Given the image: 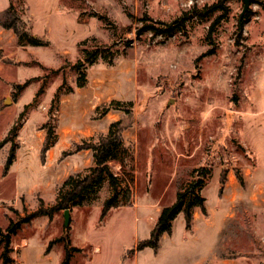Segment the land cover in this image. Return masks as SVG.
Segmentation results:
<instances>
[{
  "label": "rangeland",
  "instance_id": "374dc122",
  "mask_svg": "<svg viewBox=\"0 0 264 264\" xmlns=\"http://www.w3.org/2000/svg\"><path fill=\"white\" fill-rule=\"evenodd\" d=\"M215 1L0 0V17L11 6L48 41L19 46L0 26V140L15 127L0 147V264L4 255L8 264H63L67 251V264H264V0L242 16L243 1L227 0L225 12L193 18L186 35L141 30L144 17L170 22ZM82 48L113 57L84 63L77 87ZM111 100L133 103L124 131L131 168L111 163L120 187L132 178L130 204L101 219L105 184L91 205L71 207L68 226L58 211L7 236L10 224L53 205L70 173L91 166L84 143L123 116H97ZM199 168L206 215L196 209L189 229L179 215L156 253L134 251Z\"/></svg>",
  "mask_w": 264,
  "mask_h": 264
},
{
  "label": "trees",
  "instance_id": "16d2710c",
  "mask_svg": "<svg viewBox=\"0 0 264 264\" xmlns=\"http://www.w3.org/2000/svg\"><path fill=\"white\" fill-rule=\"evenodd\" d=\"M226 1L217 0L210 5H204L202 8L193 7L170 22L157 21L144 17L140 20L144 22L141 30L150 31L153 36L171 37L178 32L186 35V25L193 18L203 19L212 16L218 11L225 12L226 6L224 4ZM0 26L5 29H11L14 32L16 42L19 46H43L48 44V41L30 34L29 30L25 27V22L16 11L12 10L11 6L0 17ZM84 43L85 41L80 42V46H83ZM98 50V48L92 50L82 48V57L75 64L78 72L77 87H83L85 85L86 74L82 70L84 63H88V66H92L98 62L111 63L113 56L102 55ZM132 109L133 103L131 101L111 100L101 108V111H96L98 117H103L110 111H119L123 116L118 120L112 121L108 125L106 132L92 136L84 143L82 148L89 150L92 162L91 166L84 171L70 173L57 187L55 203L49 207L39 206L35 211L21 218L15 225L10 224L7 229L9 232L7 236L15 234L21 224L28 223L35 217L47 215L51 218L53 213L66 209L70 210L73 206L91 205L97 199L105 184L109 187L110 196L103 204L100 215L101 219L105 217L110 209L130 204L132 198V178L125 177V184L120 187V181L118 176L112 171L111 163H118L122 170L131 168V148L124 136V131L128 126L127 119L131 116ZM14 136L15 127L13 126L7 135L0 140V147L7 144ZM50 146L51 142L48 135L44 142L43 150H48ZM15 150L14 147H10L8 150L2 168L3 176L7 174L14 162ZM205 170V168H199L192 171V174L195 172V176L192 175L189 182L181 184L178 187L176 200L171 205L161 208L148 236L137 242L134 251L149 248L153 253H156L160 248V240L164 235L171 234L173 222L179 215L183 217L186 229L191 227L196 209L200 210L203 215H206V199L201 194L205 186L203 176ZM62 239L63 237L50 241L45 250V254H48L54 242L61 241ZM65 243L66 248L71 250L67 237H65ZM69 257L70 251H67L63 264H67ZM10 262L11 259L4 255L1 264H8Z\"/></svg>",
  "mask_w": 264,
  "mask_h": 264
},
{
  "label": "water",
  "instance_id": "95a60500",
  "mask_svg": "<svg viewBox=\"0 0 264 264\" xmlns=\"http://www.w3.org/2000/svg\"><path fill=\"white\" fill-rule=\"evenodd\" d=\"M242 1H243V9L240 16H242L248 10L251 0H242ZM6 102L8 103L9 101L7 100ZM63 215H64V225L68 226L70 220V210L69 209L64 210Z\"/></svg>",
  "mask_w": 264,
  "mask_h": 264
}]
</instances>
